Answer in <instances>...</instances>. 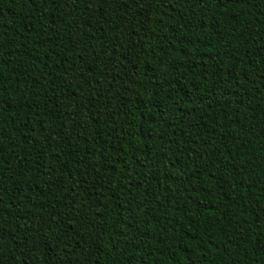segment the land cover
<instances>
[{
	"label": "trees",
	"instance_id": "16d2710c",
	"mask_svg": "<svg viewBox=\"0 0 264 264\" xmlns=\"http://www.w3.org/2000/svg\"><path fill=\"white\" fill-rule=\"evenodd\" d=\"M0 264H264V0H0Z\"/></svg>",
	"mask_w": 264,
	"mask_h": 264
}]
</instances>
